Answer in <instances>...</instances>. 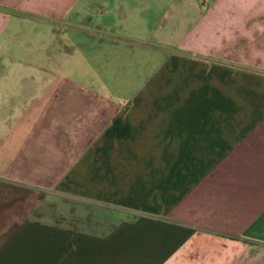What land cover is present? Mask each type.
<instances>
[{
    "label": "crops",
    "instance_id": "crops-1",
    "mask_svg": "<svg viewBox=\"0 0 264 264\" xmlns=\"http://www.w3.org/2000/svg\"><path fill=\"white\" fill-rule=\"evenodd\" d=\"M53 18L126 33L92 63L125 47L148 76L0 71V264H240L264 241V0H0V35Z\"/></svg>",
    "mask_w": 264,
    "mask_h": 264
},
{
    "label": "rangeland",
    "instance_id": "rangeland-1",
    "mask_svg": "<svg viewBox=\"0 0 264 264\" xmlns=\"http://www.w3.org/2000/svg\"><path fill=\"white\" fill-rule=\"evenodd\" d=\"M53 20L57 24L54 31H50L46 26L41 27L44 24L38 21H34L33 24L18 23L15 27L12 23L6 26L0 35V45L3 47L2 50L6 51L4 53L6 58L0 61L2 63L0 71L17 75V80H10V83L14 82L20 87L23 85L22 82H26L28 88L39 90L43 88V83H46V80L42 82L39 78H43L42 75L45 74L56 77L54 88L58 89L65 86L66 77L77 80L82 87L105 86L107 90L118 93L125 89L132 92L140 89V82L147 78L148 73L145 70L140 71V59L131 58L130 54L126 55L125 52L128 50L125 47L120 49L121 53L113 47L100 48L102 60L99 63H92L94 57L92 42L105 35L116 37L106 39L111 40L113 45L114 42H120L123 46L126 43L124 39L129 35L120 31H110L108 28H97L87 20L80 22L71 19ZM20 75H26L27 79L21 81ZM125 98L120 95L113 97L117 102H123ZM18 194V190L10 191L12 201ZM22 211L24 208L17 205V213ZM250 245L252 248L248 256L240 264H264V241L252 240Z\"/></svg>",
    "mask_w": 264,
    "mask_h": 264
}]
</instances>
